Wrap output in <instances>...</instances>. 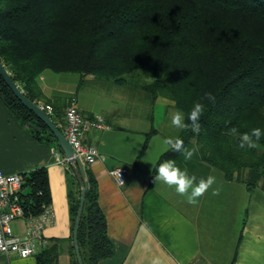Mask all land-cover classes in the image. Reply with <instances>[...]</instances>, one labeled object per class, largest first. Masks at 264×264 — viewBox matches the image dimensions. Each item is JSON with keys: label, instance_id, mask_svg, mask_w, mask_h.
<instances>
[{"label": "trees", "instance_id": "1", "mask_svg": "<svg viewBox=\"0 0 264 264\" xmlns=\"http://www.w3.org/2000/svg\"><path fill=\"white\" fill-rule=\"evenodd\" d=\"M0 61L23 94L37 102L38 77L45 70L93 74L114 83L141 68L150 81L139 86L149 100H170L187 113L204 93L199 134L180 129L177 137L197 149L190 160L172 150L158 157L175 160L197 182L212 168L227 180L252 190L264 185V136L259 147L240 148L239 135L264 131V0H0ZM0 99L33 136L60 146L46 125L15 97L0 75ZM49 116L62 131L60 107L51 101ZM64 116V112H63ZM35 123L40 130L31 128ZM225 121H230L226 124ZM150 134V133H148ZM68 193L73 228L80 190L68 164ZM85 200L77 239L84 264H97L113 253L105 216L98 204L94 177L84 170ZM25 215H36L50 204L45 166L21 173ZM72 184V185H71ZM72 241V232H71ZM54 248L35 254L47 264ZM71 264H78L70 244Z\"/></svg>", "mask_w": 264, "mask_h": 264}, {"label": "crops", "instance_id": "2", "mask_svg": "<svg viewBox=\"0 0 264 264\" xmlns=\"http://www.w3.org/2000/svg\"><path fill=\"white\" fill-rule=\"evenodd\" d=\"M37 83L42 93L37 102L51 101L59 106L62 121L57 109L54 115L60 125L64 124L65 104L74 96L82 113L99 114L109 126L88 135L102 158L80 165L95 179L98 204L114 248L112 255L97 264H264L262 183L249 190L244 183L227 180L212 168L207 177H215V184L196 204H190L174 187L154 182L156 161L167 146L159 141L160 130L153 126L152 116L141 124L132 110L127 120L118 123L115 111L97 107L81 82L75 89L77 77L73 73L45 70ZM164 102L171 115L175 110L172 102ZM56 152L63 155L53 144L37 140L0 99V172L23 173L46 167L53 218L43 235L47 245L60 242L67 249L72 242L68 193L74 188L70 186L68 163L60 162ZM114 167L123 169V185L109 174ZM214 189L219 190L218 195L212 194ZM11 227L14 234H22L23 219L12 221ZM0 264H36V258L0 254Z\"/></svg>", "mask_w": 264, "mask_h": 264}, {"label": "built area", "instance_id": "3", "mask_svg": "<svg viewBox=\"0 0 264 264\" xmlns=\"http://www.w3.org/2000/svg\"><path fill=\"white\" fill-rule=\"evenodd\" d=\"M40 105L48 114L51 112L50 105ZM108 127L101 115L82 113L77 107L76 97L71 96L67 100L62 133L71 145L73 157L79 165H90L102 158L97 147L89 141L88 135L94 130ZM56 155L60 162L68 163L64 155L59 156V152ZM109 174L118 185L125 183V173L120 167L111 168ZM21 192V173L0 172V254L28 257L35 255L48 244L43 230L53 218L50 204H43L42 210L36 215H25ZM19 218L24 221V232L14 234L11 222Z\"/></svg>", "mask_w": 264, "mask_h": 264}, {"label": "rangeland", "instance_id": "4", "mask_svg": "<svg viewBox=\"0 0 264 264\" xmlns=\"http://www.w3.org/2000/svg\"><path fill=\"white\" fill-rule=\"evenodd\" d=\"M47 71L57 74V72L51 70ZM68 73H73L77 77L75 89L81 82V86H84L85 94L90 96V99H95L97 107L103 106L104 108L115 111V120L118 123L127 120L133 110L134 114H137L134 118L139 119L141 124L147 123V117H153V126L160 130V136H158L159 141L162 142L167 137L174 138L177 134L178 128L171 124V117L178 110H173L172 114L169 115L164 98H159L154 103L149 100L148 94L139 86L144 82L150 81V78L146 77L141 68L126 74V79L123 83H114L93 74ZM60 126L63 127L62 124ZM213 169L214 172H220L216 168ZM48 246H52L54 250L51 251L52 256L47 264H71L72 255L70 254V246L66 249L60 242L53 245L50 243Z\"/></svg>", "mask_w": 264, "mask_h": 264}, {"label": "clouds", "instance_id": "5", "mask_svg": "<svg viewBox=\"0 0 264 264\" xmlns=\"http://www.w3.org/2000/svg\"><path fill=\"white\" fill-rule=\"evenodd\" d=\"M209 101L215 103V96L210 93H204L203 97L195 102L192 108L187 113V117L182 111H176L171 117V124L185 131H192L193 133L199 134L201 130L200 120L206 111V106L203 101ZM226 124L230 121H225ZM229 134L233 136L239 135L240 148L247 146L250 149L258 148L261 137L264 136V131L260 128H254L250 132L240 134L236 127L229 129ZM163 144L167 146V149L175 151L183 155L185 160H190L196 154L197 149L187 148L184 145V141L179 137H167L163 139ZM157 174L154 176V182L162 181L169 187H174L178 195L186 196L187 202L190 204H196L198 198L203 196L212 186L215 184V177L209 175L206 179L200 178L197 182L195 176H189L187 170H181L177 166L175 160H165L160 162L157 169ZM122 182V181H121ZM213 195H218L219 190L214 189ZM153 264H156L153 261Z\"/></svg>", "mask_w": 264, "mask_h": 264}, {"label": "water", "instance_id": "6", "mask_svg": "<svg viewBox=\"0 0 264 264\" xmlns=\"http://www.w3.org/2000/svg\"><path fill=\"white\" fill-rule=\"evenodd\" d=\"M0 75L3 78L4 82L11 89L15 97H17V99L26 108L32 111L37 116V118H39L46 125V127L51 131V133L56 138L63 155L67 158L68 164L71 166L72 172L76 178V181L79 185V190H80L79 203H78V207L76 210V216H75L74 224L72 228V244H73L77 263L84 264L81 254H80V249H79L78 239H77L78 227H79V222H80V218H81V214L83 210L85 192H86V183L83 178V170L81 166L79 165V163L73 157L72 147L67 142L62 131L57 127V125L54 123V121L49 116V114L43 109V107H41V105L38 102L30 100L23 94L22 90L19 88V85L13 80L10 72L7 70V68L3 65L1 61H0ZM28 125L32 127L33 129L40 130V127L31 121L28 123Z\"/></svg>", "mask_w": 264, "mask_h": 264}]
</instances>
